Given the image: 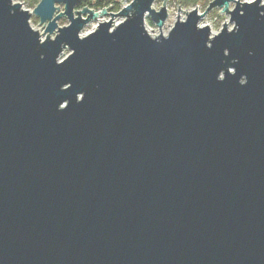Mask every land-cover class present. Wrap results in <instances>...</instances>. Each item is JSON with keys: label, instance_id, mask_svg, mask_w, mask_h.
<instances>
[{"label": "water", "instance_id": "95a60500", "mask_svg": "<svg viewBox=\"0 0 264 264\" xmlns=\"http://www.w3.org/2000/svg\"><path fill=\"white\" fill-rule=\"evenodd\" d=\"M153 1L0 0V264H264V4Z\"/></svg>", "mask_w": 264, "mask_h": 264}, {"label": "rangeland", "instance_id": "374dc122", "mask_svg": "<svg viewBox=\"0 0 264 264\" xmlns=\"http://www.w3.org/2000/svg\"><path fill=\"white\" fill-rule=\"evenodd\" d=\"M12 1L14 3H20L21 7L30 13L29 24L34 30L38 31V33L40 34L42 39L45 38L46 34L50 38H52L54 36L55 32H53L52 34H48V33L43 32V30L45 28V24L43 25V24L39 23L38 17H36L32 13V10L34 9V7L37 5V3L39 1H37L35 3H30L29 0H12ZM86 1H88L91 4L94 2V0H86ZM114 1H116L119 4L120 8L118 10H112V9H109V6L110 5L112 6V4H108V5L104 6L103 8L106 9V12L108 14L106 16L99 17L97 20L90 21L88 24H86L80 33L81 36L91 32L92 30H94L99 21H105V20L112 18L111 19L112 23L114 25H116L123 20L122 17H115V16L111 17V15L109 13H111V14L117 13L122 7L129 4L132 0H114ZM163 1L164 0H154L153 4H152V8L155 10H158ZM238 1H247V0H238ZM208 3L196 5L195 7L197 8L198 13H203V11L207 7ZM58 7H59V10L56 11V14L63 11V5L62 4L58 5ZM82 7H87L89 9L94 10V11H99V10L93 9L91 6H82ZM82 7L76 8V9L80 10ZM177 7L179 10H177ZM233 7H234V3L229 2L228 9H231ZM192 8H194V7H192ZM192 8L178 6L176 4L175 0H166V9H167L168 16H167L166 20L164 21V23L161 27V30H159L147 17L144 20V27H145L146 31L153 37L157 36L159 33H162L163 35H165V34H167V32L172 27L176 18L177 17H180L181 19L184 18L186 13L189 10H191ZM220 11H221L220 8H213V9L209 10L200 19L199 25L200 26L207 25L210 29L211 34L217 33L220 30L223 23L227 24L228 28H231L232 24L229 23V15L225 12H220ZM56 23H57L58 27H62V26L68 25V20L65 17H61L60 19L57 20ZM68 52H69V50L67 48L64 49L61 57L65 56Z\"/></svg>", "mask_w": 264, "mask_h": 264}, {"label": "trees", "instance_id": "16d2710c", "mask_svg": "<svg viewBox=\"0 0 264 264\" xmlns=\"http://www.w3.org/2000/svg\"><path fill=\"white\" fill-rule=\"evenodd\" d=\"M30 3H35L39 0H29ZM210 0H175L176 4L181 7H195L198 4H207ZM112 4V10H118L119 4L114 0H94V2L91 4L86 0H80L79 4L76 6V8H80L82 6H91L95 10H100L104 6Z\"/></svg>", "mask_w": 264, "mask_h": 264}, {"label": "snow or ice", "instance_id": "6c2138e0", "mask_svg": "<svg viewBox=\"0 0 264 264\" xmlns=\"http://www.w3.org/2000/svg\"><path fill=\"white\" fill-rule=\"evenodd\" d=\"M257 2H258V0H247V3H250V4H255ZM259 2L264 4V0H259Z\"/></svg>", "mask_w": 264, "mask_h": 264}, {"label": "built area", "instance_id": "2783aa9c", "mask_svg": "<svg viewBox=\"0 0 264 264\" xmlns=\"http://www.w3.org/2000/svg\"><path fill=\"white\" fill-rule=\"evenodd\" d=\"M109 9H112V6H109ZM112 25L114 26V24L112 23Z\"/></svg>", "mask_w": 264, "mask_h": 264}, {"label": "bare ground", "instance_id": "6f19581e", "mask_svg": "<svg viewBox=\"0 0 264 264\" xmlns=\"http://www.w3.org/2000/svg\"><path fill=\"white\" fill-rule=\"evenodd\" d=\"M180 18V17H179ZM181 19V18H180ZM111 22H112V20H111Z\"/></svg>", "mask_w": 264, "mask_h": 264}]
</instances>
